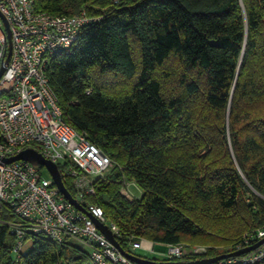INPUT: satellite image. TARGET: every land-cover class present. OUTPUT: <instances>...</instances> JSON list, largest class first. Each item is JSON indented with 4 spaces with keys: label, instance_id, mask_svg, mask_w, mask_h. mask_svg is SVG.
I'll return each instance as SVG.
<instances>
[{
    "label": "trees",
    "instance_id": "trees-1",
    "mask_svg": "<svg viewBox=\"0 0 264 264\" xmlns=\"http://www.w3.org/2000/svg\"><path fill=\"white\" fill-rule=\"evenodd\" d=\"M34 9L97 18L53 56L48 76L66 123L114 163L87 201L118 227L121 247L129 252L141 239L154 248L205 247L178 260L193 262L257 244L250 238L264 228V0H35ZM106 74L126 79L124 89L99 83ZM128 183L142 192L133 201L121 194ZM64 184L74 195L71 181ZM2 221L0 264L81 259L73 241L36 235L18 258L8 223L20 220L4 207ZM237 223L224 247L208 239L207 226Z\"/></svg>",
    "mask_w": 264,
    "mask_h": 264
},
{
    "label": "built area",
    "instance_id": "built-area-1",
    "mask_svg": "<svg viewBox=\"0 0 264 264\" xmlns=\"http://www.w3.org/2000/svg\"><path fill=\"white\" fill-rule=\"evenodd\" d=\"M34 4L35 0H0V14L10 26L13 43L6 63L8 39L0 16V72L5 67L0 78V225L5 224L4 207L20 220L8 223L15 237L12 254L18 258L27 238L36 235L58 245L73 241L82 250L78 251L80 261L71 264H138L100 230L96 220L107 226L117 241L120 237L118 227L106 219L104 210L87 201L95 194L94 182L104 179L114 163L85 134L66 123L48 76L53 56L71 48L83 28L97 18L85 11L74 16L36 12ZM28 149L58 166L63 182L71 181L72 196L82 209L65 198L51 174L50 179L44 177V167L27 160L7 162ZM131 186L136 187L128 183L121 194L133 201L137 197ZM250 239L263 240L264 228ZM129 247L155 251L154 244L143 239L132 241ZM166 247L162 255L169 262L207 252L205 247ZM263 260L264 244L243 257L212 264H258Z\"/></svg>",
    "mask_w": 264,
    "mask_h": 264
},
{
    "label": "water",
    "instance_id": "water-1",
    "mask_svg": "<svg viewBox=\"0 0 264 264\" xmlns=\"http://www.w3.org/2000/svg\"><path fill=\"white\" fill-rule=\"evenodd\" d=\"M0 16L5 23V28H6V33H7L8 54H7V58H6V63H8L10 61L11 56H12V50H13L12 34H11V29H10L8 22L6 21V19L1 14H0ZM4 72H5V67L0 72V78L2 77ZM18 160H27V161L35 164V165H40L42 167H45L49 171L51 176L53 177L56 186L58 187L60 192L65 196V198L70 203L75 205L77 208L82 209L81 206L76 202V200L73 198V196L70 194V192L66 188L57 165H55V164L51 163L50 161L44 159L40 154L36 153L35 151H33L31 149L25 150L22 153H20L19 155L8 159L7 162L11 163V162L18 161ZM96 222H97L100 230L106 235V237L116 247L119 248V250L122 252V254L125 255L126 257H128L129 259H131L132 261L138 263V264H212V263H215L219 260H223V259H227V258H231V257H238V256L244 255L246 253H250V252L256 250L257 248H259L261 245L264 244V239H263V240L259 241L257 244H255L249 248L243 249V250L235 252L233 254L223 255V256H219V257L211 258V259H201V260H197V261H193V262H183V261L159 262V261L142 259L140 257H137V256L125 251L121 247L120 243L114 238L111 230L107 226L99 223L97 220H96Z\"/></svg>",
    "mask_w": 264,
    "mask_h": 264
},
{
    "label": "rangeland",
    "instance_id": "rangeland-1",
    "mask_svg": "<svg viewBox=\"0 0 264 264\" xmlns=\"http://www.w3.org/2000/svg\"><path fill=\"white\" fill-rule=\"evenodd\" d=\"M96 79L99 83L104 85H109L115 88H120L121 90L124 89L125 85L127 84V80L121 77H114L112 75H97ZM174 84L175 81L173 82ZM43 175L44 177L50 179V173L49 171L44 167L43 168ZM130 191L134 194L135 197L139 198L142 192L140 189H137L134 186L130 187ZM239 227V224H219V225H210L207 226V236L208 239L213 240V238L216 239V241L219 242V246L224 247L223 243H229L234 235L236 234V231ZM219 228H222L224 230L223 236L217 237V230ZM213 237V238H211ZM32 248V244L30 241H26L25 246L23 248V253H27ZM168 248L165 245H159L157 244L155 246L154 252H149L145 250H135L129 247V252L137 257H140L142 259L146 260H158V261H164L166 258L162 255L163 253H166ZM248 254V253H247Z\"/></svg>",
    "mask_w": 264,
    "mask_h": 264
}]
</instances>
